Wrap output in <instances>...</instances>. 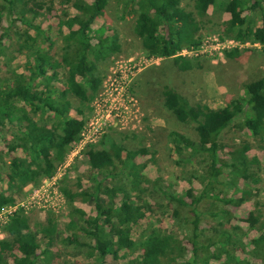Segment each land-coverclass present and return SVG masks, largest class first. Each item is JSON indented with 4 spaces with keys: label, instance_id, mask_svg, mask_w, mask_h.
Returning a JSON list of instances; mask_svg holds the SVG:
<instances>
[{
    "label": "trees",
    "instance_id": "obj_1",
    "mask_svg": "<svg viewBox=\"0 0 264 264\" xmlns=\"http://www.w3.org/2000/svg\"><path fill=\"white\" fill-rule=\"evenodd\" d=\"M64 1L74 12H68L67 7L61 10L60 23L68 31L63 32L61 52L55 57L44 47L46 43L49 48L53 45L49 31L42 26L47 19L41 10L45 6L50 11V6L41 0H0V44L4 46V40L9 38L16 45V52L27 58L25 71H14L11 80L0 81V128L6 127L7 123L12 126L11 139L6 145L11 155L5 170L0 158V182L5 183L0 189V211L23 198L26 186L39 185L54 174L56 165L64 160L72 143L79 140L85 123L84 118L70 115L71 99L75 97L85 103L96 96L101 85V78L96 74L97 61L119 50L115 39L107 42L109 39L100 35L101 29L95 31L97 43L92 42V24L105 14L109 0ZM218 1L195 0L198 16H208L209 6ZM181 3L182 0H120L119 10L122 19L136 15L134 31L147 53L172 57L179 69L187 70L195 62L178 53L184 48L196 49L201 44V37L197 33L199 23L184 17L187 15ZM218 5L232 13L226 35L233 34L240 44L250 39L264 42V0H227ZM256 8L262 14L260 26H253L250 14ZM4 18L8 21L7 27L3 26ZM237 55L238 49L234 48L228 56ZM58 81L62 82L61 87L56 84ZM162 95L165 107L177 120L196 126V141L181 131L170 132L171 150L178 156L175 164L187 167L196 156L204 159V168L198 177L201 187L188 193V201L185 196L169 193L172 200L185 203L193 217V231L188 239L192 245L190 255L187 256L179 235L165 231L160 225L133 237L135 226L139 225L151 204L141 198L144 183L149 179L141 170H132L130 160L138 154H146L147 150L144 147L127 150L114 133L106 134L101 143L92 144L85 150L91 169V189H82L80 185L74 189L67 184L60 189L71 206L70 220L64 225L61 242L85 247L84 253L91 260L89 264H106L108 256L112 261H118L120 257H127L126 252L136 250H141V254L129 259L127 264H178L179 260L182 261L180 264H210L211 260L221 257L224 259L222 264H264V218L261 219L259 208L256 207V212L252 211L247 218L249 227L259 233L251 241L254 246L247 257L236 253L244 250L242 240L234 239L230 231L223 229L203 246L207 252L201 253L202 231L198 228L200 199L219 196L221 191L217 185L233 187L232 182H223L226 168L235 174L234 181L257 182L252 166L258 164V159L247 155V143L227 147L222 143V137L225 131L238 124L250 130L264 149V73L245 85L244 96L229 100L222 108L192 104L168 85L163 86ZM17 150L22 153L12 155V151ZM243 199L223 197L225 203L238 204ZM77 201L92 202L95 214L89 215L77 207ZM225 212L223 209L211 216L219 217ZM40 227L44 238L54 239L55 217L49 215ZM3 229L8 237L0 238V264H7L11 257L13 264H50L41 263L38 237L25 212L19 210L10 215ZM211 246L216 247L213 252ZM257 259H262L263 263Z\"/></svg>",
    "mask_w": 264,
    "mask_h": 264
},
{
    "label": "rangeland",
    "instance_id": "obj_2",
    "mask_svg": "<svg viewBox=\"0 0 264 264\" xmlns=\"http://www.w3.org/2000/svg\"><path fill=\"white\" fill-rule=\"evenodd\" d=\"M50 6L41 10L47 19L42 23L44 30L49 31V37L53 42L52 48L48 43L44 45L52 55L59 57L62 47V36L68 31L66 26L61 25L62 8L67 7L68 12H74L72 7H68L64 0H41ZM195 0H182L181 7L185 10L187 19L199 23L198 35L201 37V44L192 52H185L189 58L195 62L191 69L181 70L173 62L172 57H161L150 55L142 46L141 38L134 31L135 14H130L126 18L120 17V0H109L105 9V14L98 17L92 24V42L97 43L98 38L95 31L101 29L102 37L110 40L115 39L119 44V50L111 52L104 59L97 61V70L101 78L99 92L89 102H81L73 97L70 115L84 118L85 122L103 115L105 107L99 103V99L107 97L113 101L121 98L124 89L135 97L136 104L130 111L127 119L118 120L117 125L108 126L105 132L93 143L83 147L75 146L72 143L70 151L61 163L56 165L54 174L59 177L60 189L63 185H69L74 189L82 186V189H91L90 181L91 169L88 164V157L85 150L88 146L101 143L106 134L114 133L121 139L127 150L133 151L144 147L146 154H138L130 160L132 170H141L148 177L149 182L144 183L145 191L142 193V201H149L151 207L147 209L145 216L138 226H135L133 237H138L141 233L147 232L152 226L160 225L165 231L179 235L187 256L192 252V245L189 243V236L193 231V217L185 203L172 200L169 193L185 196L188 201V193L192 189H200L199 175L204 168L203 158L196 156L194 160L179 167L175 164L178 157L171 149L170 132L181 131L192 140L197 139L195 124L182 123L168 110L163 102L162 88L168 85L181 93L192 104L202 103L213 108H222L229 100L245 95V85L263 76L264 73V42L248 40L245 43H238L233 34L226 35L225 29L232 13L224 11L218 3L209 6L208 16L200 17L194 7ZM253 19V26H260L262 14L256 8L250 13ZM40 19V18H39ZM8 21L4 18L3 26L7 27ZM18 25L20 23L18 22ZM49 28H48V27ZM64 32V33H63ZM226 35V36H225ZM106 39H104L105 41ZM8 45V46H7ZM7 46V47H6ZM6 47V48H5ZM234 48L238 49L236 57H230L229 52ZM26 56L16 52V45L4 40V46L0 44V81L11 80L14 71H25ZM124 63L134 64L131 70L133 74L129 83L125 76L119 72L120 66ZM63 81V74H61ZM58 87L62 82L56 83ZM100 122V121H99ZM1 129V128H0ZM12 126L7 123L6 127L0 130V158L3 161L2 169L8 167L10 155L6 145L11 139ZM222 143L227 147L242 145L247 143V155L258 159V164L252 166L257 182L253 180L236 179L234 173L226 168L222 175L223 182L233 183L230 185H217L218 195L200 199L198 209L200 211V221L198 223L200 240L202 245L201 253L207 250L203 246L210 240H214L220 229L230 231L234 239H241L244 243V250L236 253L240 257L248 256L254 246L251 241L258 237V231L249 227L247 218L252 211L259 208L264 218V149L260 147V142L251 134L250 130L238 124H234L231 129L225 131ZM226 153V150L224 151ZM221 152L222 155H225ZM21 150L12 151V155L21 154ZM53 174V175H54ZM51 177V176H50ZM191 178V182L189 181ZM43 181V180H42ZM41 181V182H42ZM80 185V186H79ZM5 187V183L0 182V189ZM28 186L24 189V194ZM249 190L248 193L245 191ZM91 191V190H90ZM218 192V190H217ZM25 196V195H24ZM23 196V197H24ZM226 198H244L238 204L234 202L225 203ZM22 199V198H21ZM75 205L83 209L87 214L94 215V205L92 202L77 201ZM226 209L219 217H212L211 213H220ZM71 206L64 195L59 198V203L54 209H37L27 212L32 230L37 234L39 241L38 253L41 263L50 264H89L90 259L86 257L85 247H77L73 244H64L60 238L63 235L65 223L70 220L69 212ZM52 215L56 218L54 239L48 241L40 233V225L47 222V217ZM6 214L0 217V238L8 237L3 229V220ZM216 247L211 246L214 251ZM48 251V252H47ZM44 252L46 254H44ZM127 257L118 261H112L111 256L106 257V264H127L129 259H134L141 254V250L134 253L126 252ZM184 261V260H183ZM223 257L210 261V264H222ZM179 260V263L180 264ZM257 262L263 263L262 259ZM7 264H13L12 257Z\"/></svg>",
    "mask_w": 264,
    "mask_h": 264
},
{
    "label": "built area",
    "instance_id": "obj_3",
    "mask_svg": "<svg viewBox=\"0 0 264 264\" xmlns=\"http://www.w3.org/2000/svg\"><path fill=\"white\" fill-rule=\"evenodd\" d=\"M194 50L195 49L184 48L178 54L185 56V52H192ZM134 66L135 65H132V63H124V65L120 66L119 72L125 76L127 83L131 80V76L133 74V71L131 70ZM105 96L103 97L102 95L99 99V103L102 104L103 108L105 107V113L103 115H99L100 118L96 121H94V119L98 116V114L84 123L79 140L74 142L75 146L83 147L89 143L95 142L97 137L100 138L108 126L117 125V120L119 122V120H122L123 118L127 119L130 111L136 104L135 97H133L127 89L123 90L121 98L117 101L110 100L109 95H107V97ZM59 180L58 175L54 174L51 177L43 179L39 185H28L26 194L22 199H19L14 205L5 206L0 211V217L6 214L3 222H6L10 215H13L19 210H22L25 213L37 209L55 210L59 203V198L63 195L59 188Z\"/></svg>",
    "mask_w": 264,
    "mask_h": 264
}]
</instances>
